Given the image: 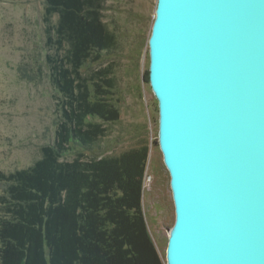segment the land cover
<instances>
[{
    "label": "water",
    "instance_id": "95a60500",
    "mask_svg": "<svg viewBox=\"0 0 264 264\" xmlns=\"http://www.w3.org/2000/svg\"><path fill=\"white\" fill-rule=\"evenodd\" d=\"M150 60L176 205L166 259L264 264V0H159Z\"/></svg>",
    "mask_w": 264,
    "mask_h": 264
},
{
    "label": "trees",
    "instance_id": "16d2710c",
    "mask_svg": "<svg viewBox=\"0 0 264 264\" xmlns=\"http://www.w3.org/2000/svg\"><path fill=\"white\" fill-rule=\"evenodd\" d=\"M106 2L45 0L59 123L29 167L0 172V264H166L142 203L149 147L109 143L120 41Z\"/></svg>",
    "mask_w": 264,
    "mask_h": 264
},
{
    "label": "rangeland",
    "instance_id": "374dc122",
    "mask_svg": "<svg viewBox=\"0 0 264 264\" xmlns=\"http://www.w3.org/2000/svg\"><path fill=\"white\" fill-rule=\"evenodd\" d=\"M158 3L106 2L120 41L114 99L121 116L108 131L116 154L149 147L142 203L149 232L167 264L176 205L159 146L160 101L150 82V40ZM44 8L45 0H0V172L29 167L56 137L58 93L45 60Z\"/></svg>",
    "mask_w": 264,
    "mask_h": 264
},
{
    "label": "bare ground",
    "instance_id": "6f19581e",
    "mask_svg": "<svg viewBox=\"0 0 264 264\" xmlns=\"http://www.w3.org/2000/svg\"><path fill=\"white\" fill-rule=\"evenodd\" d=\"M154 92L156 93V91H155V90H154ZM164 148H165V147H164ZM168 169H169V168H168ZM167 264H170V263H169V259H167Z\"/></svg>",
    "mask_w": 264,
    "mask_h": 264
}]
</instances>
